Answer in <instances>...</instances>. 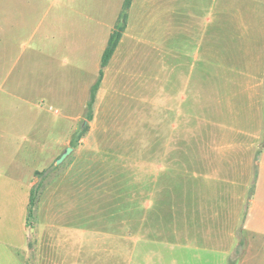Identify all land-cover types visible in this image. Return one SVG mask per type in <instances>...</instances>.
Masks as SVG:
<instances>
[{
  "label": "rangeland",
  "instance_id": "rangeland-1",
  "mask_svg": "<svg viewBox=\"0 0 264 264\" xmlns=\"http://www.w3.org/2000/svg\"><path fill=\"white\" fill-rule=\"evenodd\" d=\"M123 1L0 0V124L17 117L22 121L21 111L29 107L24 97L10 94L17 77L26 74L35 79L37 87L44 85L41 75L50 58L48 35L58 26L60 16L82 10L84 27L82 70L70 75L67 82H53L51 97L35 93V153L30 152L27 162H16L14 167L0 162V264H139L146 247L140 221L155 218L162 203L178 205L177 217L184 218L182 208L190 200L191 179L184 174L187 161L173 163V159L197 151L193 143L187 144V132L173 126L177 119L172 116L171 43L163 35L169 26L168 10L173 4L180 6L175 19L187 24L188 9L183 7L194 2L198 24L212 29L219 26L221 11L234 13L238 5L236 0H228L226 5V0H141L131 18L135 38L125 50V58L111 70V88L105 83L96 99L94 118L89 120L86 106L102 58L98 46L116 24ZM200 7L201 12L196 13ZM252 8L264 12V0H257ZM236 24L233 16L231 25ZM160 37L165 42L158 45ZM2 133L0 129V142ZM67 136L78 144L69 161L75 160L74 170L83 172L85 185L94 187L89 194L85 189L84 233L74 231L75 223L59 230L38 219L33 226L35 212L28 228L20 207L25 192L30 194V171L51 167L57 172L61 165H57L58 159L51 160L64 150ZM250 196L245 197L246 206ZM216 197L210 194L207 200ZM256 197L258 216L264 218V173ZM158 212L163 217L170 213Z\"/></svg>",
  "mask_w": 264,
  "mask_h": 264
},
{
  "label": "crops",
  "instance_id": "crops-1",
  "mask_svg": "<svg viewBox=\"0 0 264 264\" xmlns=\"http://www.w3.org/2000/svg\"><path fill=\"white\" fill-rule=\"evenodd\" d=\"M256 1L236 0L238 9L234 13L221 11L220 24L212 29L198 24L192 10L196 7L194 2L183 7L188 9L187 24L175 19L180 6L173 4L168 10L169 26L160 31L167 35L166 41L170 37L171 43L172 116L177 119L173 126L187 132V144L193 143L197 152L173 159V163L187 161L184 174L191 179L190 200L182 208L186 211L184 218L177 217L178 205L162 203L155 218L140 221L146 247L139 264H264V218L258 216L256 197L259 178L264 173V20H260L264 12L252 8ZM139 5L141 0L132 1L127 27L104 68L97 96L105 83L111 88V70L125 58V50L135 38L131 18ZM199 12L201 7L197 8L196 13ZM160 13L158 6L159 22ZM233 16L236 25H231ZM210 21L208 18L207 22ZM115 26L98 46L101 56ZM83 34L82 10L62 14L58 26L48 35L46 48L50 58L41 75L44 85L37 87L35 79L30 80L26 74L13 81L10 94L24 97L29 107L21 111L22 121L17 117L14 122L0 124V162L14 167L16 162H27L30 152L35 153V93L51 97L53 82H67L70 75L82 70ZM164 42V37L156 40L158 45ZM96 67L99 78L101 63ZM72 143L67 136L63 151L71 146L72 155L67 156L57 172L51 167L31 169L27 184L30 194L25 192L20 207L21 218L26 216V227L31 191L40 184L33 226L38 219L59 230L75 223L74 228H69L84 233L85 189L89 194L94 187L85 185V175L74 170L75 160L69 161L77 153L78 144ZM63 151L57 152L51 161L59 159ZM175 169L178 171V167ZM249 193L246 206L244 200ZM210 194L217 195L216 200H207ZM162 210L170 213L163 217L158 212Z\"/></svg>",
  "mask_w": 264,
  "mask_h": 264
},
{
  "label": "trees",
  "instance_id": "trees-1",
  "mask_svg": "<svg viewBox=\"0 0 264 264\" xmlns=\"http://www.w3.org/2000/svg\"><path fill=\"white\" fill-rule=\"evenodd\" d=\"M132 1L133 0H124L123 7L120 12L118 21L116 23V26L113 32L111 33V36L108 41V45L103 53L100 75H99L98 80L92 86L90 99L87 104V116L89 120H92L94 118V106L96 103L98 90L100 89L102 81H103L104 68L108 65L109 61L113 57L121 41L123 33L127 27L129 10L132 5ZM72 146H74V143H72ZM37 200H38V190L37 188H34L31 191L30 201H29V206H28V215H27V226L28 227H29V224L31 223L30 219L34 216L35 208L37 205Z\"/></svg>",
  "mask_w": 264,
  "mask_h": 264
},
{
  "label": "water",
  "instance_id": "water-1",
  "mask_svg": "<svg viewBox=\"0 0 264 264\" xmlns=\"http://www.w3.org/2000/svg\"><path fill=\"white\" fill-rule=\"evenodd\" d=\"M72 151H73V147L71 146L67 147L65 152L57 160V163L61 164L67 158V156L72 153Z\"/></svg>",
  "mask_w": 264,
  "mask_h": 264
}]
</instances>
